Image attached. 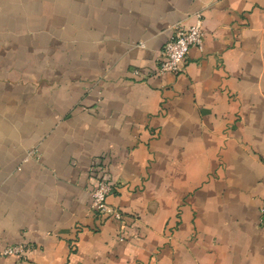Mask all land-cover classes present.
<instances>
[{
	"label": "crops",
	"instance_id": "0c3cea01",
	"mask_svg": "<svg viewBox=\"0 0 264 264\" xmlns=\"http://www.w3.org/2000/svg\"><path fill=\"white\" fill-rule=\"evenodd\" d=\"M261 207L264 0H0V264H264Z\"/></svg>",
	"mask_w": 264,
	"mask_h": 264
},
{
	"label": "built area",
	"instance_id": "2783aa9c",
	"mask_svg": "<svg viewBox=\"0 0 264 264\" xmlns=\"http://www.w3.org/2000/svg\"><path fill=\"white\" fill-rule=\"evenodd\" d=\"M202 17L197 14L194 23L189 26L178 24L172 30L168 40L165 41L157 58L154 74L161 75L165 72L178 73L184 70L188 52L191 46L202 48L203 30ZM137 73L138 71L135 70ZM96 178L90 190V208L96 216L109 215L120 218L118 210L107 203V196L113 189L110 173L102 166H94L92 169ZM261 220L264 221V207L260 208ZM28 250L24 243L5 246L0 250V257L12 256L23 257Z\"/></svg>",
	"mask_w": 264,
	"mask_h": 264
}]
</instances>
